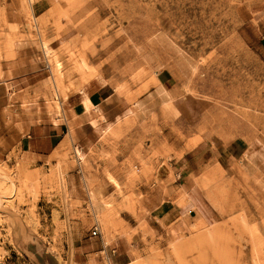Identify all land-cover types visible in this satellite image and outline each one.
<instances>
[{
	"label": "rangeland",
	"instance_id": "obj_1",
	"mask_svg": "<svg viewBox=\"0 0 264 264\" xmlns=\"http://www.w3.org/2000/svg\"><path fill=\"white\" fill-rule=\"evenodd\" d=\"M262 10L0 0L3 142L82 91L91 122L104 120L44 160L13 146L0 161V264H264ZM104 82L114 93L91 108L86 90Z\"/></svg>",
	"mask_w": 264,
	"mask_h": 264
},
{
	"label": "crops",
	"instance_id": "obj_2",
	"mask_svg": "<svg viewBox=\"0 0 264 264\" xmlns=\"http://www.w3.org/2000/svg\"><path fill=\"white\" fill-rule=\"evenodd\" d=\"M259 15V26L264 30V11L262 10V13ZM160 72L161 70L157 72V79L162 82L164 73ZM82 92L80 95L76 94L72 100L68 101V104L64 105L61 117L58 115L53 118L40 117L28 124H24L25 130L20 134L18 139L16 138L17 140L10 141L9 144L4 143L3 136L0 135V161H6V157L11 153L13 146L18 148V153L21 154V156L26 157L31 162L44 160L53 153L54 149L65 139L66 135L73 137V133H75L77 139H83L87 134L91 135L92 130H95V126L98 124L102 125L104 120L98 119L95 124L91 122V114L90 112L88 113L85 108ZM86 92L91 101L92 108L107 100V98L114 93V90L111 85L104 82L91 91L87 89ZM240 152L241 146L236 143H231L227 148L228 155L233 158H235V154ZM124 239L123 242L114 241L107 248L109 260L120 259L119 256L114 255L116 252L119 253L123 250L122 248L128 240L127 238ZM122 255H127V251L122 252ZM119 262V264H123L126 263L127 260L123 259Z\"/></svg>",
	"mask_w": 264,
	"mask_h": 264
},
{
	"label": "built area",
	"instance_id": "obj_3",
	"mask_svg": "<svg viewBox=\"0 0 264 264\" xmlns=\"http://www.w3.org/2000/svg\"><path fill=\"white\" fill-rule=\"evenodd\" d=\"M91 227H92L91 228L92 234H96L97 232H100L99 223L97 221Z\"/></svg>",
	"mask_w": 264,
	"mask_h": 264
}]
</instances>
